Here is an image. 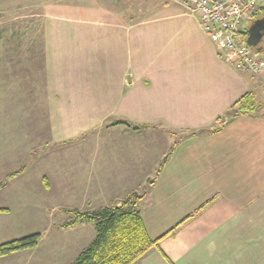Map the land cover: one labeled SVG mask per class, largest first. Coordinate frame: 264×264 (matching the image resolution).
I'll use <instances>...</instances> for the list:
<instances>
[{
  "label": "crops",
  "instance_id": "1",
  "mask_svg": "<svg viewBox=\"0 0 264 264\" xmlns=\"http://www.w3.org/2000/svg\"><path fill=\"white\" fill-rule=\"evenodd\" d=\"M43 37L55 141L120 120L132 124H117L126 130L161 126L162 134L176 136L139 208L150 236L158 238L203 205L161 238L160 248L171 261L264 264V111L230 112L246 94L255 95L257 82L220 52L199 17L174 0L132 21L47 13ZM220 121V130L177 138V130L214 128L209 126ZM120 133L124 140L131 135ZM59 207L44 208L48 224L49 209ZM21 212L3 211L0 218ZM13 221L3 229L14 227ZM41 233L35 247L0 261L11 256L17 261L9 264H29L20 256L27 253L39 256L37 264L73 262L79 252L64 263L70 254L61 231ZM94 235L95 227L89 242ZM132 264L171 263L155 247Z\"/></svg>",
  "mask_w": 264,
  "mask_h": 264
},
{
  "label": "rangeland",
  "instance_id": "2",
  "mask_svg": "<svg viewBox=\"0 0 264 264\" xmlns=\"http://www.w3.org/2000/svg\"><path fill=\"white\" fill-rule=\"evenodd\" d=\"M167 2L172 0H0V213L23 211L0 218V243L34 232L50 236L61 231L70 254L66 263L90 243L94 225L84 213L96 214L126 200L137 201L140 208L146 201L176 136L162 134L161 126L126 130L107 121L77 137L55 141L46 104L43 21L47 13L132 21ZM256 52L264 54V49ZM238 70L256 80L257 91L230 112L264 111V70ZM120 130L131 135L124 140ZM191 131L177 130V138ZM161 135L168 140L158 138ZM52 205L62 211L49 209L48 224L44 208ZM75 219L77 224L70 226ZM10 220L14 227L3 229ZM20 256L29 264L39 260L38 255ZM9 260L17 261L8 256L0 264Z\"/></svg>",
  "mask_w": 264,
  "mask_h": 264
},
{
  "label": "trees",
  "instance_id": "3",
  "mask_svg": "<svg viewBox=\"0 0 264 264\" xmlns=\"http://www.w3.org/2000/svg\"><path fill=\"white\" fill-rule=\"evenodd\" d=\"M259 11L264 13V7ZM249 97L248 94L243 97L246 98L245 102L248 101ZM239 101L236 103H239ZM117 124L132 126V124L124 120L112 123V125ZM134 127L138 128L140 126L135 125ZM222 127L223 124L220 121L219 125L215 128L190 130V135L212 133L222 129ZM202 206L195 212L188 214L181 222L158 238H152L150 236L141 211L137 206V201L135 200H126L120 205L114 203L112 206L104 207L96 214L86 212L84 215L94 224L95 235L91 242L77 254L76 258L70 264H132L155 247H158L165 258L171 264H174L160 248L159 242L162 237L171 233L183 221L194 217ZM78 215L81 216L83 213L78 212ZM39 238L40 233L34 232L0 243V257L18 250L35 247Z\"/></svg>",
  "mask_w": 264,
  "mask_h": 264
},
{
  "label": "built area",
  "instance_id": "4",
  "mask_svg": "<svg viewBox=\"0 0 264 264\" xmlns=\"http://www.w3.org/2000/svg\"><path fill=\"white\" fill-rule=\"evenodd\" d=\"M196 14L222 54L231 57L238 69L253 74L264 70V54L248 42L253 18L264 0H174Z\"/></svg>",
  "mask_w": 264,
  "mask_h": 264
},
{
  "label": "water",
  "instance_id": "5",
  "mask_svg": "<svg viewBox=\"0 0 264 264\" xmlns=\"http://www.w3.org/2000/svg\"><path fill=\"white\" fill-rule=\"evenodd\" d=\"M264 34V16L255 20L248 30V42L255 51L264 49L262 37Z\"/></svg>",
  "mask_w": 264,
  "mask_h": 264
},
{
  "label": "flooded vegetation",
  "instance_id": "6",
  "mask_svg": "<svg viewBox=\"0 0 264 264\" xmlns=\"http://www.w3.org/2000/svg\"><path fill=\"white\" fill-rule=\"evenodd\" d=\"M263 16H264V13L262 11H259L257 13V15L253 18L252 23H254L255 20H257V19H259V18H261ZM262 46H264V34H263V37H262Z\"/></svg>",
  "mask_w": 264,
  "mask_h": 264
}]
</instances>
